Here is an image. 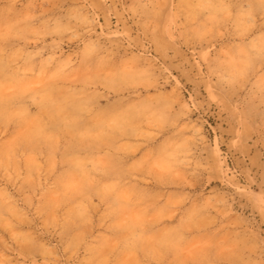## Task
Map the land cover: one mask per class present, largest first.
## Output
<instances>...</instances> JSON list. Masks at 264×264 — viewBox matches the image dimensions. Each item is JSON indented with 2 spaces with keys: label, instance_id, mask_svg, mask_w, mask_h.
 Listing matches in <instances>:
<instances>
[{
  "label": "rangeland",
  "instance_id": "rangeland-1",
  "mask_svg": "<svg viewBox=\"0 0 264 264\" xmlns=\"http://www.w3.org/2000/svg\"><path fill=\"white\" fill-rule=\"evenodd\" d=\"M223 2L231 16L191 42L183 39L178 29H168L171 4L169 13L148 30L140 17L128 11L132 0H107L100 6L90 39L104 45L112 67L131 66L142 77L117 93L109 94L101 88L102 95L97 98L98 108L113 116L125 109L140 110L114 141L124 171L117 174L109 169L103 152L89 146L87 140L57 139L59 124L37 117L42 135L38 147L17 149L18 153L24 152V170L17 177L7 176L0 169L4 196L14 209L12 225L0 226V236L10 245L6 255L16 257L19 245L13 240L15 236L20 241L34 239L72 259H86L83 247L75 257L64 252L68 246L65 223L75 220L73 230H78L77 225L83 227L90 240L117 235L109 226L111 217L101 224L104 204L114 200V189L120 194L132 189L140 203L132 210L131 218L145 235L184 239L182 247L165 257L168 261L264 264V74L257 59L249 78L222 82V87L230 90L228 95L218 92L206 76L210 65L223 70L238 55L242 41L257 48L264 42L259 27L261 6L259 0ZM49 7L39 0L31 4L20 0L16 5L22 14H38ZM74 7L61 3L45 18L51 16L63 23L68 10ZM249 22L255 26L248 28ZM29 47L41 49L38 59L50 61L55 67L58 60L75 58L83 45L78 39L54 34L41 37L39 43ZM154 96L164 98L174 118L161 129L156 127L161 114L145 107ZM31 111L36 114L34 105ZM92 126L88 118L78 124L85 136ZM14 128L10 125L9 131ZM186 137H193L187 143L190 163L179 176L170 175L163 171L166 160L162 149L166 143L179 144ZM66 151L85 162L95 161L97 170L89 176L90 195H81L78 181L67 179V165L62 159ZM145 158H151L158 167L151 171L141 167ZM29 161L33 166L36 162L45 165L31 178L24 167ZM61 177L70 186L66 196L49 193L57 217L53 219L51 205L37 197ZM193 177L210 179L200 183ZM97 188L103 192V202L91 191ZM210 245L215 247L209 250ZM32 255L40 258L38 251Z\"/></svg>",
  "mask_w": 264,
  "mask_h": 264
},
{
  "label": "clouds",
  "instance_id": "clouds-1",
  "mask_svg": "<svg viewBox=\"0 0 264 264\" xmlns=\"http://www.w3.org/2000/svg\"><path fill=\"white\" fill-rule=\"evenodd\" d=\"M19 2L20 0H0V169L7 176L15 174L19 177L24 170L22 162L25 156L24 152L18 153L17 149L21 146L33 149L38 147L42 139L41 130L36 123L39 117L59 124L57 139L66 137L69 142L87 140L89 146L103 152L106 166L120 174L124 169L120 163L119 150L113 146L114 141L118 134L123 133L125 126L140 114V110L133 112L125 109L113 116L99 109L97 98L102 95L99 89L102 88L109 94L117 93L132 87L142 77L131 66L112 67L111 56L104 45L98 40L90 39L94 26L98 23L97 12L107 0H39L50 7L38 14L17 12L16 5ZM29 3H33V0H29ZM61 3L76 5L68 10L63 23L53 20L51 16L45 18L47 12ZM259 3V27L264 32V0H259ZM128 11L142 19L146 30L169 13L168 29H178L181 37L190 42L202 38L212 27L231 16L223 0H132ZM235 22L239 24L238 18ZM254 26L251 22L247 25L248 28ZM54 34L78 39L83 45L75 58L58 60L55 67L50 61L38 59L41 49L33 50L29 47L39 43L41 37ZM257 59L260 71L264 74V42L257 48L242 41L238 55L228 61L223 70L210 65L206 76L216 85L218 92L228 95L230 90L223 88L222 82L234 83L249 78L255 70ZM33 105L37 110L35 115L31 111ZM145 107L153 113L161 114L156 121L157 129L174 119L171 117L170 105L166 104L163 97H150ZM85 118L93 121L87 136L78 127L79 122ZM10 125H15L12 132L9 131ZM160 135L164 133L161 132ZM192 138L186 137L179 144H165L162 149V157L166 160L163 171L179 176L182 171L187 170L190 163L187 160V143ZM62 159L67 165V179H76L80 185V194L90 195L89 176L97 170L95 161L85 162L67 151ZM44 166L39 162L33 166L29 161L24 167L31 178ZM140 166L149 171L158 167L151 158H145ZM206 178L210 179L193 177L200 183H204ZM69 186L66 178L61 177L49 188L42 189L37 197L43 203L51 205L53 219L57 217L53 197L49 193L66 196ZM91 191L100 195L103 202L101 189ZM4 192V176H0V226L10 227L14 220V209ZM114 192V200L104 204L106 211L102 215L101 224L111 217L112 223L109 226L116 230L117 235L93 237L90 240L83 227L77 225L78 230H73L75 220L64 225L68 243L64 252H71L72 257H75L83 247L86 259H72L58 253L56 249L44 247L34 239L20 241L15 236L13 240L19 245V249L13 258L6 255V249L10 245L0 236V264H219L215 260L168 261L165 257L182 247L184 239L145 235L131 218L132 210L140 203L136 192L132 189L125 194H120L118 189H114ZM214 247L215 245H210L209 250ZM33 251H38L40 258L33 257Z\"/></svg>",
  "mask_w": 264,
  "mask_h": 264
}]
</instances>
